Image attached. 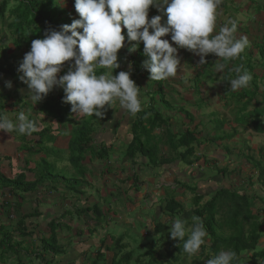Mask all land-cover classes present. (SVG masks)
I'll return each instance as SVG.
<instances>
[{"label": "crops", "instance_id": "0c3cea01", "mask_svg": "<svg viewBox=\"0 0 264 264\" xmlns=\"http://www.w3.org/2000/svg\"><path fill=\"white\" fill-rule=\"evenodd\" d=\"M262 3L264 4V2ZM238 6L240 9V4ZM231 13L232 11H229L226 12V14L222 13L223 15L217 16L221 19L223 16L229 17V14L231 15ZM248 19H250V17ZM231 20H234L237 23L238 19L233 17ZM245 27L248 28L247 25H245ZM164 38L168 39V36ZM179 50L178 55L181 58V65H184L186 61H188V64L191 63L192 65H189L187 69H183V72L178 69V72L180 73H178L176 78H170L164 81V88L168 95L165 93L163 98L165 105L167 106L166 109H168L166 111V117L169 119L171 117L173 118L169 121L170 127H172V133L175 135L186 128V125L189 124V122L195 120V113L188 108V105L190 102L192 103V100L189 99L196 94L192 89L193 84H189L190 81H187V84H184V76L188 75V72H193L195 75V71L199 69L200 65V56H195L193 52L187 49H185V52L181 51V49ZM128 54L129 51L127 48H122L118 54V57H120L119 60L123 62L124 71H128L127 69L129 68L130 58ZM193 55L195 56L194 59L192 58ZM217 59L218 57L215 56V54H209L207 56L208 63L201 64L202 70H204V66H209L207 71L210 72L206 71L207 75L213 73V68L215 67L214 64L217 63ZM226 69H228L227 64L224 72ZM66 70L67 68L65 69L64 66L62 71L65 73ZM131 78L137 83L138 87H140L142 106L145 108L146 99H144V94L147 95L146 92L150 89V83L153 81L150 80L148 73H143L137 78L131 76ZM3 84L5 87V81L3 80V82H1L0 80V85ZM218 93L219 95L221 94L223 98L225 92L220 90ZM200 95H203L202 90L199 95H196L197 99ZM203 96H205V99L207 98V94ZM2 98L3 97H1V99ZM46 100H42L37 104H34L33 101L31 102V108H33V106H38L36 115L31 114L30 117L35 115L32 120L36 122L39 131L33 132L30 138L28 135L18 134L17 132H0V173L8 178H15L22 171H25L26 179L30 181L32 180L31 182L35 183L40 182L34 191H27L24 192V194L14 193L10 188L4 185V182H0V237H5V244H7L8 250L10 249L9 246H11L10 243H7L9 242L8 238L12 236L14 238L16 237L17 240H21L22 237H24L25 239L23 242L26 245L22 259H18L16 254L10 256L7 255L6 258H4V261L0 258V264H41L36 253V244H41L43 238H48L51 235L50 227L53 226L54 222L55 224L60 225L56 233L59 241L63 240L62 246L66 249V252L57 258L56 263L93 264V262H90L87 252H89L93 246H97L101 249L111 248L109 246L110 241H113L112 239L108 240L109 235L108 233H105L107 227L103 220L101 221V219H98V213H100L101 218L105 214L107 226L113 227V222H119V219L122 218V212L125 211L124 214H126L127 209L130 210V204L127 199L131 198L130 200L133 207L139 208L144 205L150 210L151 208L156 210L157 213L152 219H149V223L150 220H155L156 216L158 219L162 220L164 215H160L161 212L163 214L161 205L163 204L162 200L165 201V199L169 197L167 189H174L176 187L177 190L180 189L177 193H182L183 189L186 190L185 186L187 187V185H182L179 180L181 181L184 179L187 183L192 184L191 191L189 192H196L197 195L203 196L206 201H208L213 195H216V192L222 188H227L239 193L244 192L248 195L250 193L253 194L250 189L253 188L255 181L258 180L257 178L255 179L254 176L252 178L253 183L249 180V176L251 175L250 170H252V165L249 163L247 164V167H250V170L249 168L247 169V173L249 174L248 177L241 173L242 170L240 168L239 171H235L231 177L228 178V181H225V179L223 180L221 171L217 172L218 175L215 174L217 176L213 174L208 177L207 175L210 174L200 172V170H202L201 168L200 170H197L198 173L195 177V168L186 166L179 158L171 163L159 166H153L148 158L142 156L137 159L136 163L131 162L125 152L133 137V127L134 122L136 121V116L129 118L128 114L120 109L118 100L114 103L113 107L106 106L108 110L104 113L103 117H96L95 115L89 117V119H92V123L95 122V124H93L92 141L90 143L91 148L95 150L90 156L86 154L84 162L87 172L83 177L78 176V180L84 181L77 184L75 186L76 189L73 190L69 183L65 184L61 181L63 175L57 174L54 171L53 166L56 164L59 166L61 163H58V160L54 159L53 152L51 151L52 146L60 150L68 149L72 136H66L67 138H65L64 135L60 133L53 142L48 140L50 136H54V132L59 129H66L59 123V126H53V123L55 122L54 118H50L46 113L44 114L46 117H40L39 109L42 111L40 103L45 102ZM3 101H6V99ZM17 101H20L19 98H16V103ZM21 101L24 102V100ZM195 101L193 102L194 104ZM186 102H188V105H185ZM204 104L207 106L211 105L208 99H206ZM8 105H6L5 109L8 114L5 112L4 115L15 121L18 115L13 113L10 114V112L13 111ZM199 108H202V106ZM176 113H179V115ZM206 115H208V122H201V127L199 128L194 127L199 131L197 135H200L203 131V124H207V127H209V125L212 126V117L215 118L219 116V113H217L216 110H211V112ZM78 116L79 115H72L69 119H72V122L77 124L81 123L82 120H84V117L85 119L88 118V116ZM185 117L186 120L184 119ZM72 127L73 126H69L68 129H72ZM212 127L210 130H212ZM162 129L163 128H161L160 132L163 131ZM45 132L48 134L46 135ZM155 132H157V130ZM40 133L41 135H39ZM209 134L212 135L211 131ZM232 140L235 139H230V141ZM229 143V141H222L220 142L219 147L224 145L228 148H233L235 151L234 154L239 153V148H234L233 145H230ZM164 145L166 146L168 144L165 143ZM240 146L241 145H239V147ZM101 147L110 150L112 159H110L109 156L106 160H103L104 157L98 156L96 148L99 150ZM163 151L167 152L166 149H163ZM170 154L166 157H172ZM234 154L228 155L224 150L217 151L215 149L210 153L211 156L209 155V158L218 161L219 157H226V155H228L233 158ZM204 155L206 154L203 153V156ZM236 158L237 159L235 160H239V162L233 164H242L243 166L244 162L240 164V158L238 156H236ZM68 163L69 162L67 161V163L65 162L61 165V173H65L63 167L68 166ZM108 163L114 165L108 168L106 166ZM229 164L233 165L231 163ZM105 167L108 168L106 173L104 171ZM225 167L226 166L224 165L223 168ZM227 167L230 169H238L236 166ZM151 173L156 174L151 175ZM93 181H100V183L95 186V182ZM244 184H246V186H243ZM114 186L117 188L114 189ZM118 196H120V198L122 197L121 199H124L121 203L122 210L120 214L112 211V208H117L115 205H118L121 202L120 199L118 200ZM125 199L127 200V203L125 202ZM225 200H227V198ZM259 201L261 202V200ZM103 202L106 204L102 206L101 204H103ZM8 205H12L10 210ZM94 205H99L100 210L98 212L92 208ZM261 205L262 202L259 206L257 205V207H260ZM106 206H110V208H107ZM187 211L188 212L183 213V216L185 218H190L191 216L189 215L192 213L190 214L189 210ZM72 212H76L75 215ZM190 212H192V209ZM94 234L96 235L95 238ZM106 234L107 236H105ZM71 235L72 237H70ZM73 236L77 238L73 239ZM103 241L106 244L105 247L102 246ZM8 257L11 258L9 263L7 260ZM113 257L114 255H112V258ZM109 263L111 262L109 261ZM99 264L102 263L99 262Z\"/></svg>", "mask_w": 264, "mask_h": 264}, {"label": "clouds", "instance_id": "9594fccd", "mask_svg": "<svg viewBox=\"0 0 264 264\" xmlns=\"http://www.w3.org/2000/svg\"><path fill=\"white\" fill-rule=\"evenodd\" d=\"M65 2L56 0L60 5ZM221 3L222 0H75L79 18L32 40L30 51L19 63V79L27 85L34 104L59 87L65 93L63 102L72 105L71 114L103 117L106 106L113 107L118 100L120 109L129 118L135 117L142 111L140 87L131 78V71L114 74L121 67L118 54L126 40L129 53L143 42V53L148 58L142 66L151 81L176 78L178 69L183 72L179 49L200 56L202 65L208 63L209 54H215L216 71L222 73L226 62L238 59L249 41L246 36L234 35L237 31L234 20L217 31V10ZM151 7L166 15V22H162L163 16L159 14L150 18ZM168 34L170 40L163 38ZM66 61L68 70L58 75ZM101 68L108 71L97 75L96 70ZM233 71L237 75L229 80L231 90L247 88L250 73L242 71V67ZM6 86L11 88L12 81H7ZM37 131L36 122L24 112L15 121L0 114V132L31 135ZM169 232L173 240L183 241V251L188 255L198 253L208 237L202 221L195 222L189 231L183 218H177ZM237 260L235 251L222 250L207 264H235Z\"/></svg>", "mask_w": 264, "mask_h": 264}, {"label": "trees", "instance_id": "16d2710c", "mask_svg": "<svg viewBox=\"0 0 264 264\" xmlns=\"http://www.w3.org/2000/svg\"><path fill=\"white\" fill-rule=\"evenodd\" d=\"M251 2L253 5H258V7H260L256 11L259 16V21L263 22L264 4L262 2H264V0H251ZM70 4L73 6L75 2L71 1ZM63 5L57 4L56 0H0V19L4 22L5 15L9 12L8 18L10 23L7 24V26L13 34L11 39L14 41L15 47L22 50V48H25L24 44L30 42V46H27L26 48V50H30L32 40L43 38L47 30H59L60 26L63 24H71L73 20L76 19L71 16V10L69 11L68 8ZM237 7L232 8V10L236 9L238 11L239 6ZM158 14H162L163 16V13L159 10H157L153 16ZM166 19L167 18L163 17L162 22H166ZM124 32L126 34V29H124ZM257 38L258 40L251 41L250 47L247 48V50H249L248 52L245 50L238 59L226 62L228 69L225 70V73L230 76L226 79L227 86H225L226 89L224 96L227 98L229 95L230 102H233L238 98L239 101L242 102V100L248 98V100H246L242 105V112L245 115L247 113L248 118L251 119V125L254 126V129L257 132L264 133V90L261 89L260 86L261 83L264 85V33L261 40H259L260 37ZM126 45L128 49L129 46L127 40ZM143 47V42H141L135 52L128 54L130 64L132 66L130 70L131 76L134 78H137L143 73H148V71H146L142 66L143 61L148 58L143 53ZM120 62L121 67L116 69L114 74L122 70L124 71L123 62ZM235 67H242V71L250 73L252 78L247 88L238 91L231 90L229 80L231 77L235 78L237 75L233 71ZM8 70L10 69L8 68ZM8 70L3 68L0 69V71L3 72H7ZM96 71L97 75H99L106 73L108 70L101 68ZM63 73L64 71L60 72V74ZM153 82L158 85L160 91L163 90L164 81ZM259 92L262 93L258 95ZM64 95L65 93L60 90L58 92V96L53 97L51 102V98H47L44 106H42V111H45L48 116L54 118V120L59 122V124L60 122L61 124L65 123L66 115H68V118L74 115L71 114L72 105L70 103L63 102ZM257 95L260 97V101L256 99ZM151 100L154 101V98ZM150 107L151 110H154V117H147L149 115L148 111L150 110L146 108H142V111L136 115V121L134 122L133 127V137L125 152L128 159L131 162L136 163L137 159L142 156L148 158L149 162L153 166L171 163L178 158L181 162H183V164H186V166L189 167L197 161L199 162L201 155H197L195 153L196 150L194 147V137L199 133L198 130L191 131L188 128L179 133L178 138L176 137V141L174 142L175 145L171 146L175 147L174 157L169 158L165 155H160L157 148H151L150 145L147 144L145 139L148 137L147 141L149 139L150 141L153 140L152 135L158 128L162 127L165 129L166 133H172V130L169 128L170 126H168L169 119L167 117L164 118L153 104H151ZM250 107L252 108L250 109ZM89 117L90 116H88V118ZM159 119H161V123L157 122ZM235 119L236 122L241 125L239 117L237 116ZM68 121L70 124H73L74 127L72 134L73 137L69 143L71 155L70 159L78 166L77 163H81V161L85 159L86 151L89 149L92 150L90 145L93 135L92 119H89L87 122L77 124L72 122L73 120L71 119ZM164 121H166L167 124L164 123ZM211 123L214 124L211 134L215 133V137L220 140H230L238 133L236 128H234L233 132H230L229 129H225L226 120L223 117L217 116L214 120L212 119ZM39 135H41V133ZM171 138H175V134L172 133ZM166 144H168V142ZM168 145H170V143ZM179 148L184 150L179 152ZM96 153H98L99 157H106L109 156L110 150L108 148L101 147L98 151H96ZM235 154L238 155L240 160L247 159L248 162L252 161V170H250L251 175L249 176V180L253 183L252 174H255L259 177V182L264 185V156L256 159L254 155L250 153L249 146L244 150L241 148L240 153ZM236 167H238V169H230L229 167L219 169V171L222 172L223 180L225 178H230L235 171H239L241 165L237 164ZM80 171L84 173L83 169H80ZM23 179H26L23 172L15 178H8L0 173V182H4V185L10 188L14 193L23 194L27 191H34L40 183L31 181L28 182ZM61 181L65 184L69 183V185L72 186L71 188L75 190V186L84 180L80 181L78 180V176L74 175L72 177L62 176ZM194 194H196V192H194ZM225 196L227 198V200H225L226 208L222 211L221 216L218 217L219 210H217V207L223 205V203H219L218 205L216 204L219 197L223 198ZM194 198L197 203V207L194 208L192 212L189 211V213H192V216L194 215V217L191 216L190 218H185L183 213L188 211L186 210L184 203L173 197H167L165 201L162 200L163 204L161 205V208L165 215H170V223L173 222V219L183 218L187 229H189V226L194 225L197 221L203 222V225L208 232L206 243L201 246V255L204 256V258L212 259L222 250H232L235 251L238 256V260L235 264H261L264 261V244H260V240L264 236V195L260 194L259 191H254L253 194L250 193L248 195L244 192L239 193L237 191H231L227 188H222L216 192V195H213L203 204L201 203L203 196L196 195ZM257 200H261L262 202L260 207H257ZM11 206L8 205L9 210L12 208ZM92 208L97 212L100 210L99 205H94ZM97 217L98 219H101L100 213L97 214ZM194 218L196 219L194 220ZM158 220L155 221L153 225L154 234L149 230V235H154V238H149L148 242L140 244V249L146 248V250L139 254V256L135 259V263L184 264L180 261L182 260V256L187 254L183 251V241L180 242L178 238L173 240L170 233V239L168 240V237L165 238L164 233H166V228L169 229L171 225L164 224L160 219ZM59 226V224H55V222L53 223L51 235L49 238H43L41 242L42 245L38 247V250H36L37 257L41 261V264H55L57 257L66 252V249L59 243L56 233ZM190 230L191 229H189V231ZM156 233L161 235L156 237ZM185 239H187V234ZM165 240L169 241L170 247L166 249L165 254L161 253L160 256H158V249L161 245H163ZM207 241L210 243L209 245ZM115 243L118 244V249H124L125 243H123L122 237L114 241V244ZM102 246H106L104 241ZM119 256H121L120 253L115 254L110 264H131V258H133L132 252H128L120 258ZM197 264L201 263L199 262Z\"/></svg>", "mask_w": 264, "mask_h": 264}, {"label": "rangeland", "instance_id": "374dc122", "mask_svg": "<svg viewBox=\"0 0 264 264\" xmlns=\"http://www.w3.org/2000/svg\"><path fill=\"white\" fill-rule=\"evenodd\" d=\"M71 1L75 2V0H66V2L64 3L63 6L68 8L69 11L71 10V12H72L71 16L78 19L79 15L75 10L74 5L72 6L70 4ZM250 1L251 0H222V3L219 5L218 10H217V15H223V14H226V12L232 11L231 15L229 14V17L223 16L220 19V17L217 16L218 17L217 18V31L219 30L220 27L227 24L233 17L237 18L238 19L237 20V31L234 35L237 38H239L241 36H246L248 38L249 44L245 49L247 52L249 51V50H247V48L250 47L251 41L258 40L257 37H260L259 40H261L263 33H264V21L263 22L259 21L258 13H256V10H255V9H259L260 7H258V5L252 6L253 4ZM239 4H240V9L238 11H236L235 9L232 10V8H236ZM157 10H158V8L152 7L151 10L149 11V17L151 18ZM8 16H9V12L5 15L4 22H2V20L0 19V69L3 68V69L8 70V68H9L10 70H8L7 72L0 71V77H1L0 80H1V82H3V80H4L5 83L9 80L12 81V87L8 88L7 86L4 87V84L0 85V109H1L0 113H5L6 112V110H5L6 105L9 104L8 107L11 108V110L13 111V112H10V114L13 113V114L19 115L20 112H24L26 114V116H28V118H29L31 116V114L36 115V110H37L38 106H33V108H31L32 100L30 99V97L28 95L27 85L20 81L19 76L21 75V73H19L17 71V69H18L19 63L21 62V60L23 59V57L25 55L24 53H27L28 51H30L29 49L26 50L27 46H30L29 45L30 42H28L27 44H24L25 48H22V50L17 49L15 47L14 41L11 39L13 34L10 31V28L7 26V24L10 23ZM163 17L167 18V16L164 14H163ZM249 17H250V19H248ZM245 25H247L248 28H246ZM170 37H171V34H168L169 40H170ZM125 46L123 48H127L126 43H125ZM181 51L185 52V49H181ZM195 56H198V55L195 54ZM195 56L193 55L192 58L194 59ZM68 64H69V62L66 61L65 62V69L67 68V70H68ZM129 65H130V63H129ZM189 65H192V64L191 63L188 64V61H186L185 64L183 65V69H187ZM214 65H216V63ZM208 67L209 66H204L203 67L204 70H202V67L200 64L199 69L197 71H195V75L193 74V72H188L189 74L184 76L185 82H186V83L184 82V84H187V81H190L189 84H193L192 89L196 95H199L201 93V90H202L203 95L207 94L206 99H208L210 101L211 105L207 106L204 104L206 99H205V96H203V95H200L198 97V99H197L196 95L193 96L192 98L189 97L190 98L189 100H192V103L197 99L195 101V104L194 103L192 104L190 102L188 105V102L185 103V105H188V108L195 113V120L193 122H189V124H187L186 128H184L183 130H186L189 128L191 131H194V130H196V128H194V127H197V128L201 127V122H208V120H209L207 117L208 115H206V114H209L211 112V110H216L217 113H219V116L225 118V120H226L225 129H229L230 132H233L234 128H236L238 133L233 137L235 140H232V141L220 140L217 137H215V133H213L212 135L209 134L211 131L210 130L211 127L214 125L213 123H211L212 126L209 125V127H207V124H203V131L201 132V134L194 137L195 138L194 147L196 150L195 153L197 155H201L200 161L199 162L197 161L192 166H190V167L195 168V171H196V173L194 174L195 177L198 173L197 170L198 169L200 170V168L202 169V170H200V172L210 174V175H207L208 177H210L213 174L214 175L217 174L219 169L223 168L224 165L226 167L227 166H231V167L236 166V164H233V163L239 162V160H235V159H237L236 156H238V155L234 154L235 151L233 148H228L224 145H222V147H219L220 146L219 144L222 141H229L230 142L229 144L233 145L234 148L238 147L239 153L241 151V148H242V150H244V149H247L249 146L250 147V153L252 155H254V157L256 159H259L262 156H264V133L257 132L254 129V126L251 125V123H250L251 119L248 118L247 113L245 115L242 112V105L245 103L246 100H248V98L247 99L245 98L244 100H242V102L239 101V98L235 99L233 102H230L229 101L230 98H229L228 94H227L228 97L225 98L227 100L224 99V96L222 98V95L221 94L219 95L218 92H220V90L225 92V89H226L225 86H227L226 85L227 84L226 79L230 75H227L224 71L222 73L217 72L216 67L213 68V73H210L211 75H207L206 73L210 72V71H207ZM127 70L130 71L131 69L128 68ZM63 74L58 73V75H63ZM232 78L233 77H231L230 79H232ZM260 86H261V89L264 90V85H262V83L260 84ZM60 90H62V88H59V87L54 88L52 91L49 92V94L43 100H46L47 98H51V100H50V102H51L53 97L58 96V92ZM62 92H64V91H62ZM165 93H166V95H168L167 91H165V88H163V90L160 91L157 84H154V82L150 83V89L146 92L147 95L144 94V96H145L144 99H146L145 108L150 110V111H148V113H149V115L147 116L148 118L154 117V115H153L154 110H151V107H150L151 104H153L155 106V108L158 110L159 113L162 114V116L164 118H166V116H167L166 111L168 109H166L167 106L165 105V102L163 99V94H165ZM261 93L262 92H259L258 95H260ZM258 95L256 96V99L260 101L261 99ZM153 96H155V97H153ZM1 97H3V98L1 99ZM16 98H19V100H20V101H17V103H16ZM152 98H154V101L151 100ZM5 99H6V101H3ZM21 100H24V102ZM18 102L20 105L18 104ZM44 103L45 102L40 103L41 107L43 106ZM28 106H30V107H28ZM201 106H202V108H199ZM142 108H144V107L142 106ZM251 108L252 107H250V109ZM107 110L108 109L106 108L105 112H107ZM39 113H40L41 118L46 117V115H44L45 112L41 111V109H39ZM6 114H8V113L6 112ZM176 114L179 115V113H176ZM180 114H182V113H180ZM35 115L30 117L29 119L32 120ZM74 115H77V114L74 113ZM67 116L68 115H66L65 123L61 124V122H60L61 126H64L66 130H64V129H59L58 131L55 130L56 132H54V136L52 135L48 138L49 141L53 142L55 140V138L58 137L57 135L60 133L62 135H64L65 138H67L69 136L73 137L72 134H73V130H74L73 128L74 127H72V129L71 128L68 129L69 126H73V124H70V122L68 121L69 118ZM237 116L239 117V121H241V125L238 122H236L235 118ZM78 117H81V115H79ZM212 118L214 120L217 117H215V118L212 117ZM184 119L186 120V117ZM88 120H89V118H87L85 120V117H84V120H82L81 123L87 122ZM262 121H263V119H262ZM157 122L161 123V119H159ZM58 123L59 122L55 121L53 123L54 124L53 126H59ZM164 123L167 124L166 121H164ZM168 123H169L168 126H170V121ZM93 124H95V122L92 123V125ZM161 128H158L157 132L153 133V135H152L153 140L150 141V139H149L147 141V138H148L147 137L145 139V141L147 142L148 145H150L151 148H157L158 153H160V155L167 156L171 153L170 155L172 157H174L172 154H174L175 147H171V146L175 145L174 142L176 141V137L178 138L179 133H181L182 130L179 131L178 134L175 135V138H171L172 133L171 132H170L171 134L166 133L164 128L162 129L163 131L160 132ZM169 128L171 130L172 127H169ZM45 134L47 135L48 133L45 132ZM28 137L30 138L31 135H28ZM167 142H168V144L170 143V145L165 146L164 144ZM239 145H241V146L239 147ZM204 146H206V147H204ZM202 147H204V148H202ZM171 148H173V149H171ZM163 149H166L167 152L163 151ZM179 149H180V150H178L179 152L184 150L181 148H179ZM215 149L217 151L224 150V152H227L228 155L234 154L233 158L226 155V157H224V156L219 157L218 161H214L213 159L209 158V155ZM94 150L95 149H92V150L89 149L86 151V154H88L90 156L91 154H93ZM96 150L98 151V148H96ZM51 151L53 152L52 154H53L54 159L58 160V163H61V165H63L65 162L67 163V161L69 162L68 166L63 167L65 173H61L62 172L61 171V168H62L61 165H59V166H58V164L54 165L53 169L57 174H61L63 176H66V175L67 176H74L75 175V176H79V177L85 176L87 171H86V167L84 168V166H85L84 160L81 161V163L78 162L77 163L78 166L75 165V162H72L70 159L71 155H70L69 148L60 150V149L54 148L52 146ZM203 153L206 154L204 156H206L207 158L203 156ZM109 156H110V159H112V156L110 153H109ZM109 156H106V157L104 156L103 160H106ZM85 157H86V155H85ZM247 162H248L247 159H244V160L240 161V164L243 163V166L241 164V170H242L241 173L245 174L248 177L249 174L247 173V169L249 168V170H250V167H247V164L249 163L250 165H252V161H250L248 163ZM229 163H231L233 165H230ZM113 165L114 164H110V163L106 164V166L108 168H110ZM81 166H83V167H81ZM86 166H87V164H86ZM107 167H105V169H104L105 173L108 171ZM79 168L83 169L84 173H82V171H80ZM137 168H138V164H137ZM22 172L25 174V171H22ZM22 172L20 173V175L22 174ZM155 174L156 173H151V175H155ZM217 175H215V176H217ZM253 176L255 179L257 178L258 181H255L254 185L252 184L253 188H251L250 191L252 193L254 191H259L260 194L264 195V185H262V183L259 182V177L257 175L252 174V177ZM191 177H192V175H191ZM23 180L28 181V182L30 181L28 179H23ZM225 181H228V178H225ZM93 182H95V186H97L98 183H100V181H93ZM179 182H181L182 185L183 184L187 185V187L185 186L186 190L183 189L182 193H177L180 189L177 190L176 187L174 189L168 188L167 191L169 193V197H171V198L173 197L176 199L179 198V200L184 203V206H186L187 210L191 211V209L193 210L194 208L197 207V205H196L197 203H196L195 198H194V196H196L197 194H194V192H189V191H191L192 184L187 183L186 180H184V179L181 181L179 180ZM178 185H180V184H178ZM243 186H246V184H244ZM116 188L117 187L114 186V189H116ZM115 195H116V193H115ZM121 198H120V196H118V200L120 199L121 202L118 205H115L119 209H117L116 207L112 208V211L114 213H117V212L119 214L121 213V210H122L121 203L124 200ZM130 199L131 198L127 199L129 201V204H130V207H129L130 210L127 209L126 214H124L125 211H123L122 212L123 215H121L122 218L119 219V222H116V221L113 222V227L107 226L105 214H104V217L101 218V221L103 220L105 226L107 227V230L105 233H108V235L111 236V237L110 236L108 237V240H111V238H112L114 241H116L118 238L122 237L123 243H125L124 249H118L117 248L118 244L117 243L114 244V241H110V245L108 243V245L111 248L101 249L97 246H93V248H91L89 250V252H87L90 262L97 263V264H99V262L102 264H110L109 261L112 262V259H113L112 255L120 253L121 254V256H119V258H120L123 255H126L128 252H132L133 258H131V264H136L135 259L139 256V254L141 252H144L146 250V248L140 249V247H139L140 244L148 242L149 238H152V237L154 238V235H152V236L149 235V230L151 233L154 234L153 225H154L155 221L158 220V218L156 216V219L150 220V223H149V219H152V217L155 216V214L157 213L156 210H154V208H151V210H150V209L146 208L144 205L140 206L139 208L133 207ZM225 199H226V196L223 198H221V197L218 198L216 205H218L219 203L220 204L223 203V205H220L217 207V210H219L218 217L221 216L222 211L226 208V205L224 203ZM127 200L125 199L126 203H127ZM201 201H202L201 202L202 204L206 202V200L204 198ZM111 202H112V198H111ZM105 204L106 203L103 202V204H101V205L103 206ZM260 204H261V202L259 200H257V205L259 206ZM106 207L110 208V206H106ZM75 213H73V214L75 215ZM160 215L161 216L164 215L162 217L161 222H163L164 224H167V225L173 224L174 221L176 220V219H173L172 220L173 222L170 223V219H171L170 215H168V214L165 215V213L162 214V212ZM189 216H192V214ZM192 217H194V215ZM192 227H193V225H190L189 229H191ZM52 228H53V226L50 227V230H52ZM166 229H167L165 231L166 233H164L165 238L168 237V240H169L170 239V237H169L170 232H169L168 228H166ZM66 235H68V234H66ZM155 235H156V237H159L161 234L156 233ZM105 236H107V234ZM70 237H72V235ZM95 237H96V235L94 234V238ZM76 238L77 237L73 236V239H76ZM8 239H9V242H7V243L11 244V246H9L10 247L9 250H8L7 244H5L6 243L5 237H0V258L3 259V261H4V258H6L7 255L10 256L12 254H16V257L18 259H22L24 249L26 248V245L23 242V240L25 238L22 237L21 240H19V239L17 240L16 237L14 238L12 236V237H9ZM59 243L62 245L63 240L59 241ZM207 243H208V245L210 244L208 241H207ZM260 244H264V237L260 240ZM41 245L42 244H36V250H38V247H40ZM168 247H170L169 241L165 240L163 242V245H161L158 249V251H159L158 256H160L161 253L165 254L166 249ZM59 257L60 256H58L57 258H59ZM145 259H147V258H145ZM7 260L9 263L11 258L8 257ZM208 260H210V259H206V258H204V256L201 255V249H200V251L196 254H193V255L185 254V255H183L182 260H180V261L183 262L184 264H197L199 262L201 264H207ZM55 264H57V263L55 262ZM261 264H264V261Z\"/></svg>", "mask_w": 264, "mask_h": 264}]
</instances>
